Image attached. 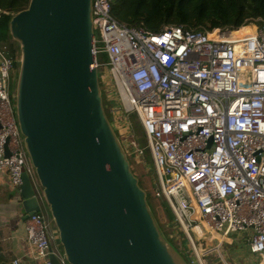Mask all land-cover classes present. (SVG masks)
<instances>
[{
    "label": "built area",
    "instance_id": "1",
    "mask_svg": "<svg viewBox=\"0 0 264 264\" xmlns=\"http://www.w3.org/2000/svg\"><path fill=\"white\" fill-rule=\"evenodd\" d=\"M111 7L112 0H92L101 94L126 154H142L130 114L143 130L154 169L151 190L172 214L165 237L187 264H216L205 261L210 254L228 264L224 240L246 233L249 254L264 264V18L239 28L165 25L153 32L120 23ZM100 53L107 62L98 61ZM13 71V59L0 50V172L18 194L22 173L32 183L35 175L8 92ZM40 213L25 229L30 250L45 259L51 222Z\"/></svg>",
    "mask_w": 264,
    "mask_h": 264
},
{
    "label": "water",
    "instance_id": "2",
    "mask_svg": "<svg viewBox=\"0 0 264 264\" xmlns=\"http://www.w3.org/2000/svg\"><path fill=\"white\" fill-rule=\"evenodd\" d=\"M9 35L20 51L15 118L35 175H21L25 221L45 206L65 264H187L106 115L92 0H29ZM49 263L59 264L52 255Z\"/></svg>",
    "mask_w": 264,
    "mask_h": 264
},
{
    "label": "trees",
    "instance_id": "3",
    "mask_svg": "<svg viewBox=\"0 0 264 264\" xmlns=\"http://www.w3.org/2000/svg\"><path fill=\"white\" fill-rule=\"evenodd\" d=\"M28 3L29 0H0V50L13 59L14 69L18 67L19 46L9 35V20ZM111 13L122 24L142 25L153 32L165 25L193 30L239 28L252 19L264 18V0H112ZM132 131L134 138L138 134L142 136L140 144L146 147L143 130L135 117ZM165 218L161 220L164 230L157 220L163 233L172 220L169 208L165 210Z\"/></svg>",
    "mask_w": 264,
    "mask_h": 264
},
{
    "label": "rangeland",
    "instance_id": "4",
    "mask_svg": "<svg viewBox=\"0 0 264 264\" xmlns=\"http://www.w3.org/2000/svg\"><path fill=\"white\" fill-rule=\"evenodd\" d=\"M18 52H19L18 57H17L18 67H17V69L15 68L14 71L12 72L11 78H10V83L8 85V92L12 96L15 95L16 82H17V76H18V70H19L20 51H18ZM97 59L100 63L107 62L106 56L101 54V53L98 54ZM102 73H104L103 68H101L99 70V75H101ZM111 89H112L111 86L108 84L106 90L109 92ZM103 95H106V94H102V96ZM106 102H107V100H105V97H104L103 98V105H104L106 115L109 117V111L110 110H109V106H107ZM134 117L136 119V115L134 113H132L128 116L127 120H129L132 124ZM109 120L111 121V119H109ZM117 136L119 137L118 134H117ZM143 137H144V135H143ZM22 140H23V137H22ZM135 140H136L137 144H139L140 148L142 149L141 150L142 154L137 155L136 151H133L132 154H127L128 160L131 164V170L136 175V177L138 178L140 186L145 190V192L147 194V201L150 205V208H151L154 216L159 221L160 225H162L161 220L166 219L165 218V210L168 211V206L164 200L158 199L153 195V191L151 190V188H152L151 182L154 179V169H153L152 161L149 158L150 153H149V150L147 148V145H146V147L141 146L140 143L142 142V136L140 134H138L135 137ZM144 151H146L144 153V155H146L147 157L143 155ZM43 212L48 214V211H46V209H43ZM50 222L52 224V227L55 228L51 217H50ZM162 230H164L163 225H162ZM164 233H165V236H167L165 231H164ZM246 239H247L246 233H234V234H230L226 238V240H224V243L221 247V253L223 254V256H224L225 260L228 262V264H257L258 258L250 255L248 250H247ZM201 241L203 242V241H205V239H203ZM213 245H214V243L207 244V246H205L204 248H199V250H201V251L204 249L207 250V249L211 248ZM208 260H211L216 264L221 263L220 259L213 254H210V257L208 259H206L205 261L207 262Z\"/></svg>",
    "mask_w": 264,
    "mask_h": 264
},
{
    "label": "crops",
    "instance_id": "5",
    "mask_svg": "<svg viewBox=\"0 0 264 264\" xmlns=\"http://www.w3.org/2000/svg\"><path fill=\"white\" fill-rule=\"evenodd\" d=\"M25 222L21 201L11 190L7 174L0 172V264H50L51 255L61 264L62 252L52 224L47 235L51 253L39 259L27 243Z\"/></svg>",
    "mask_w": 264,
    "mask_h": 264
},
{
    "label": "bare ground",
    "instance_id": "6",
    "mask_svg": "<svg viewBox=\"0 0 264 264\" xmlns=\"http://www.w3.org/2000/svg\"><path fill=\"white\" fill-rule=\"evenodd\" d=\"M249 30H251V28H249V27H247V28H242L240 31L237 32V34H238V33H246V32H249ZM233 36H235V35H231V34H230V35H227V37H229V38H230V37H233Z\"/></svg>",
    "mask_w": 264,
    "mask_h": 264
}]
</instances>
